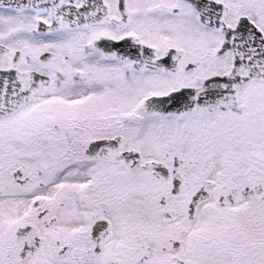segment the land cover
<instances>
[{
  "label": "snow or ice",
  "instance_id": "snow-or-ice-1",
  "mask_svg": "<svg viewBox=\"0 0 264 264\" xmlns=\"http://www.w3.org/2000/svg\"><path fill=\"white\" fill-rule=\"evenodd\" d=\"M0 264H264V0H0Z\"/></svg>",
  "mask_w": 264,
  "mask_h": 264
}]
</instances>
